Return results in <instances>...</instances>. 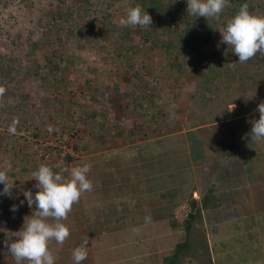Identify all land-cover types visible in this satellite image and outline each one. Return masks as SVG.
Returning <instances> with one entry per match:
<instances>
[{
  "label": "rangeland",
  "instance_id": "rangeland-1",
  "mask_svg": "<svg viewBox=\"0 0 264 264\" xmlns=\"http://www.w3.org/2000/svg\"><path fill=\"white\" fill-rule=\"evenodd\" d=\"M119 1L121 5L109 22L110 29L130 8L129 0ZM173 1L187 7L186 0ZM248 3L254 8L252 14L264 16V10L256 7L264 0H248ZM54 10L72 13L71 25L53 20L50 12ZM85 11L92 10L78 0H0V86L5 88L0 96V171H6L10 184L14 182L11 196L0 195V264H16L5 242L14 241L37 211L35 204L28 206L24 192L35 195L38 191L32 173L41 164L67 178L71 163L83 152L84 140L86 137L93 140L94 133L100 137L102 132L114 128L115 133L129 140L135 129L140 130L148 123L159 125L182 117L189 124L191 115L212 120L222 117L231 103H237L241 111L245 106L254 108L264 102V54L257 53L246 63H240L230 46V55H225L230 61L228 67L219 69L221 76L212 74L196 55L173 53L169 60L168 50L151 47L149 42L137 47L132 43L133 48L124 58L116 55L109 30L97 21L102 15L99 9L96 13L92 11L95 19L89 26L92 30H85L89 36H79V27L91 23ZM232 16L230 7H226L217 21L216 35L205 46L207 52L217 49L216 57L225 51L220 33ZM103 28L105 35L101 37ZM131 37L135 34L131 33ZM123 116L128 118L126 124L119 122ZM88 148H94V144L88 143ZM3 187L0 184V192ZM89 196L87 203L92 200ZM101 199L102 202L94 199L93 204L105 203ZM13 205L16 211L11 210ZM77 208L78 203L62 221L70 231L65 242L62 245L49 242L55 264H74L73 249L85 238L78 234ZM260 224L264 227L263 218ZM215 230L213 241L219 246L226 244L229 232L226 226ZM87 237L88 257L82 264H144L142 247L130 242L132 236ZM201 237L205 238L202 232ZM183 239V230L171 237L172 244ZM232 239L233 247L241 244L239 240L246 242L237 235ZM198 240L201 241L199 237ZM125 256L130 259L122 263ZM217 256L221 261L223 253Z\"/></svg>",
  "mask_w": 264,
  "mask_h": 264
},
{
  "label": "crops",
  "instance_id": "crops-1",
  "mask_svg": "<svg viewBox=\"0 0 264 264\" xmlns=\"http://www.w3.org/2000/svg\"><path fill=\"white\" fill-rule=\"evenodd\" d=\"M233 104V110L230 104L222 117L212 120L191 115L189 124L180 117L142 125L129 140L114 128L100 137L94 133V142L85 132L83 152L71 168L91 164L88 178L94 187L78 202V234L94 239L132 236L130 242L142 247V263L165 264L164 258L179 243L172 244L171 237L184 228L174 221L173 211L189 203L195 205L194 212L200 211L201 223L192 229L203 231L213 264H264V143L252 142L249 136L250 121L258 120L259 113L257 106L240 111ZM119 122L126 124L128 118ZM87 195L92 204L96 198L105 203L92 207ZM225 226L226 244L219 246L213 235ZM233 235L246 242L239 240L233 247ZM129 259L125 256L122 263Z\"/></svg>",
  "mask_w": 264,
  "mask_h": 264
},
{
  "label": "clouds",
  "instance_id": "clouds-1",
  "mask_svg": "<svg viewBox=\"0 0 264 264\" xmlns=\"http://www.w3.org/2000/svg\"><path fill=\"white\" fill-rule=\"evenodd\" d=\"M186 3L188 14L216 20L220 19L221 13L229 6V0H186ZM152 23L151 16L140 5L128 8L126 16L119 20L122 27L139 26L150 29ZM220 34L222 43L231 46L232 53L238 57L240 63H246L257 53L264 54V16L250 13L246 3L228 19ZM4 92L5 88L0 86V96ZM235 107L231 104L230 111ZM256 111L259 119L250 121V141L264 143V102L258 104ZM10 131L14 132L15 129L10 128ZM91 168L89 163L74 166L66 178L61 172H54L49 166L41 164L32 173V179L37 181L35 187L38 191L35 195L31 191H25L24 196L28 206L31 208L35 204L37 211L23 225L14 241L5 242L16 264H55V257L48 247L49 242L55 241L62 245L69 237V228L62 221L67 219L73 205L79 202L81 196L93 190V182L88 178ZM0 184L4 185L0 195L11 196L14 182L9 183L6 171H0ZM11 210L16 211L17 207L13 205ZM145 221L150 222L151 217H145ZM88 243L89 239L85 237L81 245L73 249L74 264H82L87 259Z\"/></svg>",
  "mask_w": 264,
  "mask_h": 264
},
{
  "label": "trees",
  "instance_id": "trees-1",
  "mask_svg": "<svg viewBox=\"0 0 264 264\" xmlns=\"http://www.w3.org/2000/svg\"><path fill=\"white\" fill-rule=\"evenodd\" d=\"M58 1L64 2V0ZM78 2L85 4V6H89L95 13L98 12V9L99 11L101 10L102 18H100V16L97 21L101 22L102 26L106 28L105 30H109L112 38L111 46L116 55L123 56L124 58L128 57V51L131 50L130 48H133L132 43H135L137 47L139 44L144 46L145 43L149 42L151 43V47L158 46L168 50V55H166V57L167 59L169 58V60L174 57L172 55L173 53L178 56L184 55L187 57L196 55L198 59L201 58L202 62L207 65L206 67L210 68V72L215 75L218 74L221 76L222 73L219 72V69L228 67L227 65L230 61V57H225V55H230V46L226 45V47H222V50L225 51L220 57H216L215 55L217 49L211 52L205 50V46L210 44L212 37L217 33L218 20L213 18L206 19L204 17H196L188 14L186 5L176 3L173 0H129L130 7L140 5L142 9H145L151 16L153 23L150 25V29L141 28L139 26L122 27L119 24L121 18L119 20L116 19L117 24L114 25V29H110L109 22L111 24L113 18L116 16L114 15L115 12L118 11V5H121L119 0H98L96 3L93 2V0H78ZM245 3L248 5L249 12L252 13L254 8L250 6L248 0H229L230 12L232 15H234L239 10V7ZM95 6L99 8H93ZM103 7L104 9L102 10L101 8ZM256 7L260 10H264V3ZM92 11L84 12L85 17L90 19L91 23L79 27V36L82 38L89 36L85 33V30L89 32V26L92 25V22L95 20L92 17ZM50 16L53 20L59 19L61 24L68 25V27L71 25V21H73L74 17L73 14L68 11L59 10L51 11ZM104 28L99 34L101 37L105 35ZM90 30L92 29L90 28ZM131 33L135 34L134 38L131 37ZM166 35L169 37L173 36V38L167 40L165 38ZM169 64L170 67H173L171 61ZM201 72L202 71L199 70V74H201ZM242 76H244V74H242ZM249 77L251 76L249 75ZM213 78L215 79V76L212 77V79ZM68 160L71 161L72 158H68ZM191 207L192 213L183 223L184 239L176 244L170 256L164 258L163 262L165 264H213L210 252L204 240L205 238L201 237V232L204 236L203 231L199 228H195L197 231L200 230V232H193L192 227L194 228L196 224H200L201 222L199 220L200 211L198 209L196 212L193 211L195 205ZM198 237L201 240L200 242Z\"/></svg>",
  "mask_w": 264,
  "mask_h": 264
},
{
  "label": "built area",
  "instance_id": "built-area-1",
  "mask_svg": "<svg viewBox=\"0 0 264 264\" xmlns=\"http://www.w3.org/2000/svg\"><path fill=\"white\" fill-rule=\"evenodd\" d=\"M192 213V208L189 203H184L177 206L173 211V219L178 223H183Z\"/></svg>",
  "mask_w": 264,
  "mask_h": 264
}]
</instances>
